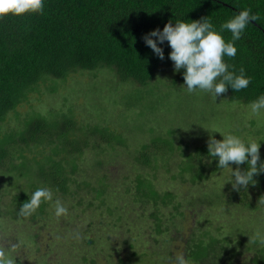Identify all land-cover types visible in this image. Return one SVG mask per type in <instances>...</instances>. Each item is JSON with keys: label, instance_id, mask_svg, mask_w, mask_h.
<instances>
[{"label": "trees", "instance_id": "16d2710c", "mask_svg": "<svg viewBox=\"0 0 264 264\" xmlns=\"http://www.w3.org/2000/svg\"><path fill=\"white\" fill-rule=\"evenodd\" d=\"M244 10H251L259 19L246 26L241 39L234 41L237 48L235 57H225V61L234 66V69L230 67L229 70H234L237 75L243 67L245 76L251 82L240 91L228 87L224 94L227 100L222 99L225 104L222 108L228 112L234 102H239L237 104L240 105L251 104L264 95V0H44L43 15H9L0 19V126L11 113L19 116L16 110L40 84L46 83L51 95L63 91L64 97H67L72 92L69 101L72 105L68 106V113L56 110L51 114L53 110H50L45 116L32 112L21 122L20 131L2 136L0 128L1 181L5 174L24 173L26 164L33 160L23 155L27 150L44 143L54 145L52 154L43 150V161H35V172L41 186L31 185L29 191L22 190L13 194L10 215L23 221L25 218L18 216L19 208L29 200L34 191L42 187L56 192L52 203L57 199L64 200L65 206L67 198H74L78 191L86 193L91 187V183L84 180L87 179V169L99 174L95 175L100 186L93 192L95 197L84 201L88 202L86 204L90 208L100 210L108 207L110 191L104 182L109 174L104 166L109 162L106 161L108 150L105 148H127V138L124 137V130L120 134L115 128L112 130V127L105 126L107 119L93 121L92 126L87 125L91 121L85 123L76 119L74 110L77 108L73 106V101H78L79 96L84 100L82 112L95 115L91 97L96 96L98 100L104 97L100 93L87 96V86L92 91L93 86L97 88V81L91 77L90 72L112 73L121 82L118 95L120 90H126L132 95L138 94L140 90H155L156 80L163 83L168 80L165 85L169 88L185 86V70H174V63L169 58L171 48L168 42H158L164 52V59L161 60L143 38L156 29L162 31L169 22L175 26L177 21L191 23L204 18L213 24L214 30L220 32L221 25ZM221 35L226 42H232L230 31L225 29ZM180 89L188 92L187 88L179 87V91ZM114 99L115 97L109 96V101L113 104L117 102ZM202 118L204 119L203 116ZM205 121L207 124L211 123V129L219 128L214 117L205 118L202 124ZM175 141L158 135L140 144L139 150L132 152L140 170L149 169L154 173L135 175L137 190L145 199L141 200L143 205L151 202L156 205L159 201L164 204L173 195L168 190L159 193L156 189L153 177H156L158 169L164 171V179L170 183L185 179L191 184H200L209 182L214 176L217 178L216 183L221 182V172L224 169L218 167V158L209 155L208 144L196 147L190 155L182 152V159L178 162L175 159L172 164L175 149L182 148L180 145L176 146ZM259 154L258 165L263 162L264 157L261 147ZM85 156H90V160H83L89 161L88 166L79 162ZM229 166L233 170L237 168L235 164L230 163ZM238 167L241 171H246L248 164ZM223 180L226 191L224 196L229 202L239 198V204H256L264 208V203H260L264 199V172L254 175L255 184H249L247 189L241 188L239 191L231 183L234 180L232 170ZM252 195V199H249ZM48 206V202L42 204L36 214L31 216L32 219L43 220V216L48 213ZM112 211L111 208L108 209L109 213ZM123 215L127 214L122 213L120 216ZM149 217L155 219L156 228L160 232L163 222L157 209ZM187 243L185 258L191 260L192 264H264V249L254 247L257 249L256 255L247 260L244 251L239 250L242 241L236 244L229 236L220 239L204 233L199 239L193 237ZM257 243L256 241L255 244ZM120 262L126 264L124 260Z\"/></svg>", "mask_w": 264, "mask_h": 264}, {"label": "rangeland", "instance_id": "374dc122", "mask_svg": "<svg viewBox=\"0 0 264 264\" xmlns=\"http://www.w3.org/2000/svg\"><path fill=\"white\" fill-rule=\"evenodd\" d=\"M90 73L97 81V88L93 86L92 91L87 86V96L100 93L104 97L100 100L96 96L91 97V107L97 116L82 112L84 100L79 96L78 101H73V106L77 108L74 110L76 119L85 123L91 121L87 124L90 126L94 125L93 121L107 119L105 126L116 129L120 134L125 131L124 137L127 138V148H105L108 150L106 161L111 168L108 169V164H105L109 175L104 183L109 188L111 201L108 198V207L100 210L87 206L88 202L84 200L95 197L93 192L100 186L95 175L98 173H91L87 169V179L84 180L90 182L91 187L86 193L78 191L74 198H67V216L56 217L54 201L48 202V213L43 220L33 217L23 221L14 219L10 215L11 196L22 190L29 191L31 185L41 186L35 172V161H43V150L52 154L54 145L44 143L40 147L30 148L23 155L33 160L26 164L24 173L5 174L3 181L0 180V243L12 241L19 244L15 252L9 253L16 259V264H122L121 260L126 264H171L176 256L186 254L187 241L193 237L199 239L204 233L220 239L229 236L236 244L242 241L239 250L244 251L247 260L256 255L257 249L254 247L264 249L259 238L254 241L257 232L264 238V208L256 204H239V198L229 202L224 196L223 179L230 175L231 166L221 172L220 183H216L214 176L209 182L200 184H191L185 179L170 183L164 179V171L158 169L156 177H153L156 189L159 193L168 190L173 195L164 204L159 201L156 205L152 202L143 205L141 200L144 198L137 190L135 175L154 173L149 169L140 170L132 153L152 137L161 135L173 138L176 146L182 147L175 149L173 164L175 159L176 162L182 159V152L190 155L196 147L208 144L210 137L223 140L222 136L232 134L243 141L259 142L264 154V110L255 115L251 111V104L234 102L226 112L222 108L225 106L224 100H227L225 95L215 100L211 93L200 90L187 94L184 90L179 91V87L186 88L183 85L169 88L165 85L168 80L164 83L156 80L155 90H140L136 95L120 90L118 95L121 82L112 73ZM71 95L72 92L64 97L63 91L51 95L47 91V84H40L16 110L19 116L14 113L8 115L0 126L2 136L20 131L21 122L32 112L45 116L50 110H53L51 114L56 110L68 113V106L72 105L69 102ZM109 96L115 97L117 102H110ZM212 110L215 111L212 113ZM202 116L204 119L214 117L219 128L211 129V123L207 124V121L205 125L202 124ZM54 158L56 160V156ZM85 158L90 160V156H85L79 162L88 166L89 161H83ZM79 175L82 177V173ZM54 198L56 192H53ZM109 208L113 210L112 213L108 212ZM155 209L163 222L160 232L155 219L149 217ZM122 213L127 215L121 217ZM76 233L81 239L74 238Z\"/></svg>", "mask_w": 264, "mask_h": 264}, {"label": "clouds", "instance_id": "9594fccd", "mask_svg": "<svg viewBox=\"0 0 264 264\" xmlns=\"http://www.w3.org/2000/svg\"><path fill=\"white\" fill-rule=\"evenodd\" d=\"M44 13V0H0V19L12 15L22 17L29 14ZM258 15L252 14L251 10L239 12L233 19L221 25L220 32L214 30L213 24L204 18L200 21L191 23L177 21L175 26L171 22L165 24L162 31L156 29L146 35L143 39L148 47L161 59H164V52L158 46V42L163 44L168 42L171 52L170 60L174 63V70L179 72L184 69L183 79L188 93L197 90L211 93L216 100L227 93L228 87L235 91L246 88L251 79L245 76L243 67L239 69V75L235 71H230L225 57L234 58L237 48L234 41L241 39V35L246 26L251 21H257ZM228 30L232 34V42H226L221 35L223 30ZM157 37V40L152 39ZM251 111L259 115L264 110V95L250 105ZM260 144L256 141L245 143L240 137L228 134L223 136V140H217L210 137L208 142V152L211 157L218 158V167L220 169L230 168L229 165H237L236 170H232L231 182L233 188L239 191L241 188L247 189L249 184H255L254 175L264 172V162L260 161ZM250 157V159H249ZM247 163L248 169L241 171L239 165ZM53 200V191L42 187L34 191L29 200L19 208L18 216L29 218L33 216L42 204ZM264 203V199L260 200ZM56 217L67 216L68 208L57 199L55 201ZM75 239H81L79 233L74 236ZM259 238L260 243L264 244V238L257 232L255 239ZM19 247L18 243L7 241L0 243V264H16V259L9 255L15 252ZM171 264H192V261L185 258L181 253L176 256Z\"/></svg>", "mask_w": 264, "mask_h": 264}]
</instances>
